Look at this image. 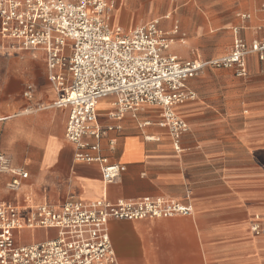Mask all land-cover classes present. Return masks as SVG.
Wrapping results in <instances>:
<instances>
[{"label":"crops","instance_id":"obj_1","mask_svg":"<svg viewBox=\"0 0 264 264\" xmlns=\"http://www.w3.org/2000/svg\"><path fill=\"white\" fill-rule=\"evenodd\" d=\"M259 6L257 1L247 5L255 12ZM38 61L22 64L32 80H21L11 92L12 107L20 112L3 116L0 123L2 151L29 178L20 193H13L7 189L12 176L0 173V201L20 203L24 195L37 203L71 197L83 202L173 198L191 203L193 214L110 222L119 264H264V105L237 101L243 87L218 92L205 86L211 77H196L188 82L196 98L176 108L189 124L181 151L158 124V108L145 107L136 119L127 114L114 150L106 141L103 150L111 164L126 171L107 183L102 165L74 160L75 148L65 136L68 110L54 106L58 95L45 61ZM251 61L256 68V60ZM249 64L248 57V69ZM29 85L31 99L24 95ZM114 101L109 97L98 106L104 127L114 124L109 118ZM8 106L3 101L2 111ZM147 121L151 124L144 126ZM256 222L260 234L252 230ZM34 235L46 239L43 231Z\"/></svg>","mask_w":264,"mask_h":264},{"label":"built area","instance_id":"obj_2","mask_svg":"<svg viewBox=\"0 0 264 264\" xmlns=\"http://www.w3.org/2000/svg\"><path fill=\"white\" fill-rule=\"evenodd\" d=\"M113 8L111 0H0V51L44 56L48 81L58 95L54 106L68 110L65 136L75 148L74 160L102 165L107 183L126 171L111 164L103 150L104 141L114 150L127 114L136 119L143 108H158V124L168 129L175 150L181 151L180 140L189 124L176 108L196 98L188 82L207 68L232 69L245 78L251 54L264 63V36L249 44L236 28L228 55L182 59L173 52L174 38L160 20L125 28L116 24ZM178 31L175 25L173 35ZM33 93L29 85L24 95L31 99ZM109 97L115 98V110L109 114L114 124L104 127L98 105ZM4 119L0 113V123ZM0 173L12 176L7 189L13 193H20L29 178L1 147ZM193 212L191 203L152 196L117 202L71 197L37 203L24 195L20 203L0 201V264H119L109 233L112 220L172 218ZM252 230L263 232L257 222ZM38 231L45 232V240L34 235Z\"/></svg>","mask_w":264,"mask_h":264},{"label":"rangeland","instance_id":"obj_3","mask_svg":"<svg viewBox=\"0 0 264 264\" xmlns=\"http://www.w3.org/2000/svg\"><path fill=\"white\" fill-rule=\"evenodd\" d=\"M114 3L113 14L116 24L125 28L135 27L152 20H160L164 31L174 38L172 49L183 58L200 56L204 60L228 55L235 39V30L239 36L251 44L264 36V0H111ZM260 3L259 11H251L250 2ZM244 14L251 19L244 20ZM171 15V20L164 17ZM178 25V34L173 35L174 26ZM28 59L34 65L44 60L42 54L15 53L0 51V104L7 101L8 111L1 116L20 112L12 107L11 92L19 87L21 80H32L30 69L22 64ZM255 59L257 67L251 68ZM248 76L238 77L232 69L207 68L198 78L211 77L206 83L209 90L223 92L243 87V95L237 101L246 104L264 105V63L255 54L249 56ZM235 101V100H234Z\"/></svg>","mask_w":264,"mask_h":264},{"label":"bare ground","instance_id":"obj_4","mask_svg":"<svg viewBox=\"0 0 264 264\" xmlns=\"http://www.w3.org/2000/svg\"><path fill=\"white\" fill-rule=\"evenodd\" d=\"M167 21L171 19V15H167L166 17H164ZM100 104V103H99ZM99 106V105H98Z\"/></svg>","mask_w":264,"mask_h":264}]
</instances>
